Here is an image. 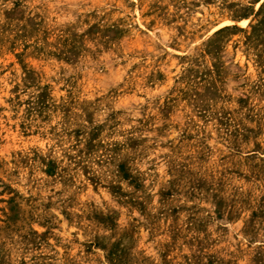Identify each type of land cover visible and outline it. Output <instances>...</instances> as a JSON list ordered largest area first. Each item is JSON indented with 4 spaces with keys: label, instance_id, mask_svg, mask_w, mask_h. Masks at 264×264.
<instances>
[{
    "label": "rangeland",
    "instance_id": "rangeland-1",
    "mask_svg": "<svg viewBox=\"0 0 264 264\" xmlns=\"http://www.w3.org/2000/svg\"><path fill=\"white\" fill-rule=\"evenodd\" d=\"M0 264H264V3L0 0Z\"/></svg>",
    "mask_w": 264,
    "mask_h": 264
},
{
    "label": "snow or ice",
    "instance_id": "snow-or-ice-1",
    "mask_svg": "<svg viewBox=\"0 0 264 264\" xmlns=\"http://www.w3.org/2000/svg\"><path fill=\"white\" fill-rule=\"evenodd\" d=\"M261 2L264 3V0H261ZM225 23L227 24V23H230V22H229V21H226ZM242 23H243V24H247L248 21L245 20V21H242Z\"/></svg>",
    "mask_w": 264,
    "mask_h": 264
}]
</instances>
